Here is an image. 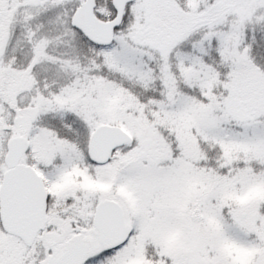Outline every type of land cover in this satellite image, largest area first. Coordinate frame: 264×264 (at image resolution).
<instances>
[{
  "label": "snow or ice",
  "instance_id": "snow-or-ice-1",
  "mask_svg": "<svg viewBox=\"0 0 264 264\" xmlns=\"http://www.w3.org/2000/svg\"><path fill=\"white\" fill-rule=\"evenodd\" d=\"M0 264H264V0H0Z\"/></svg>",
  "mask_w": 264,
  "mask_h": 264
}]
</instances>
